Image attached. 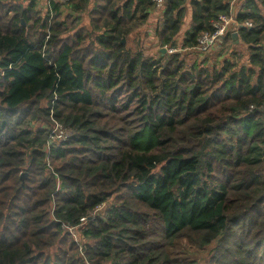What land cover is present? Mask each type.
Segmentation results:
<instances>
[{"label":"trees","instance_id":"16d2710c","mask_svg":"<svg viewBox=\"0 0 264 264\" xmlns=\"http://www.w3.org/2000/svg\"><path fill=\"white\" fill-rule=\"evenodd\" d=\"M40 2L0 0V264H264V0H165L155 48L152 0Z\"/></svg>","mask_w":264,"mask_h":264},{"label":"built area","instance_id":"2783aa9c","mask_svg":"<svg viewBox=\"0 0 264 264\" xmlns=\"http://www.w3.org/2000/svg\"><path fill=\"white\" fill-rule=\"evenodd\" d=\"M52 0H44L47 3V9H49L50 3ZM63 3H66L67 0H60ZM155 6L158 8V13L161 12V7L165 3V0H152ZM234 22V14L231 16H220L219 20L214 23L215 31L212 34H204L198 40V46L195 49L199 54H206L211 50H214L221 38L225 37L227 31L229 30L230 25ZM245 26L251 27V24L246 23ZM72 134L67 130L62 124L53 120V127L50 132L49 140L47 143L48 149L58 142H66L71 138ZM50 166V164H49ZM97 212H94L91 219L94 220Z\"/></svg>","mask_w":264,"mask_h":264},{"label":"rangeland","instance_id":"374dc122","mask_svg":"<svg viewBox=\"0 0 264 264\" xmlns=\"http://www.w3.org/2000/svg\"><path fill=\"white\" fill-rule=\"evenodd\" d=\"M24 1H28V0H24ZM47 5L48 4L45 3L44 0H41V2L38 5V8H37V12H38L39 17L42 18L45 14H47V11H48ZM63 14H65V15L69 14V11H64ZM160 14H162V12L161 13H158L157 11L153 12V14L150 17V21L148 22V24L144 28L141 29V38L144 37L147 39V46H149V47L155 48L158 46V42L154 36V29L157 25L158 20L160 19L159 18ZM186 26H188V22H187ZM134 40H137V37H134ZM217 49L218 48L216 47L215 50H217ZM168 51L171 52V50H168ZM196 52L197 51H194V55H196L195 54ZM106 207L108 208L109 204ZM211 249L212 248H207L204 251L203 250L195 251V249L193 247H191L189 245L185 246V251L188 252L189 254H192L195 251V253L192 257H193V259L198 260L199 264H207L206 259H209L211 257Z\"/></svg>","mask_w":264,"mask_h":264},{"label":"water","instance_id":"95a60500","mask_svg":"<svg viewBox=\"0 0 264 264\" xmlns=\"http://www.w3.org/2000/svg\"><path fill=\"white\" fill-rule=\"evenodd\" d=\"M223 38H221V40H223ZM232 38H233V41H235L236 43H238V34L237 33H234ZM162 52L165 53L166 52V49H162ZM23 177H25V175H23Z\"/></svg>","mask_w":264,"mask_h":264},{"label":"crops","instance_id":"0c3cea01","mask_svg":"<svg viewBox=\"0 0 264 264\" xmlns=\"http://www.w3.org/2000/svg\"><path fill=\"white\" fill-rule=\"evenodd\" d=\"M238 1H239V0H235V2H234V5H235L234 7H235V8H236V5H238V4H237ZM220 42H222V40H221ZM220 42H219V44L217 45V48H219V46H220Z\"/></svg>","mask_w":264,"mask_h":264}]
</instances>
